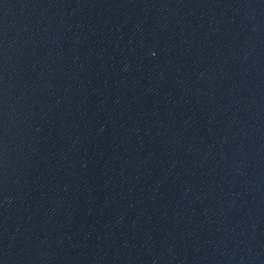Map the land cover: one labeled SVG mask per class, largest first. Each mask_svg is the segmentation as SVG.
<instances>
[{
    "label": "water",
    "instance_id": "water-1",
    "mask_svg": "<svg viewBox=\"0 0 264 264\" xmlns=\"http://www.w3.org/2000/svg\"><path fill=\"white\" fill-rule=\"evenodd\" d=\"M0 264H264V0H0Z\"/></svg>",
    "mask_w": 264,
    "mask_h": 264
}]
</instances>
